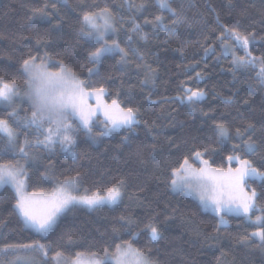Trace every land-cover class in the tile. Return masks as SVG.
Masks as SVG:
<instances>
[{
	"label": "trees",
	"instance_id": "1",
	"mask_svg": "<svg viewBox=\"0 0 264 264\" xmlns=\"http://www.w3.org/2000/svg\"><path fill=\"white\" fill-rule=\"evenodd\" d=\"M144 4L143 10L135 6ZM176 13L159 7L158 0H0V80L23 89L25 60L35 57L52 71L65 68L95 90L103 87L106 99L132 108L137 123L131 129L96 144L79 132L74 155L43 147L18 148L25 139L35 143L37 133L14 127L19 133L17 154H4L0 139V164L23 166L28 192H52L65 178L76 180L79 195L106 194L122 182L120 202L95 209L73 207L47 234L25 227L13 211L15 193L0 191V262L34 250L41 264H55L57 253L65 260L80 256L104 258L116 245L131 244L153 264H264V244L253 238L256 227L243 217H229L221 226L218 217L202 209L184 192L171 190L173 172L184 160L198 165L195 153L213 168L237 166L238 156L264 172V84L258 79L261 65L238 69L224 52L220 33L224 26L254 39L250 51L264 58V0H168ZM109 11L116 21L118 41L127 54L108 56L99 64L89 54L100 44L85 38L83 17ZM160 16L162 22H157ZM140 26L133 31V25ZM84 28V31L81 29ZM131 37V41L129 40ZM143 37V38H142ZM224 44L235 47L225 39ZM243 56L242 49H235ZM89 69H93L89 73ZM185 88L201 90L203 99L182 102ZM12 112L0 106V118ZM14 119L30 117L24 106ZM229 130L219 137L216 125ZM251 124L253 127L244 130ZM254 142L251 151L241 145L236 130ZM42 139V137H41ZM259 194L257 215L264 216V181L249 180ZM158 228L153 240L146 226ZM8 249L5 252V249Z\"/></svg>",
	"mask_w": 264,
	"mask_h": 264
},
{
	"label": "snow or ice",
	"instance_id": "2",
	"mask_svg": "<svg viewBox=\"0 0 264 264\" xmlns=\"http://www.w3.org/2000/svg\"><path fill=\"white\" fill-rule=\"evenodd\" d=\"M159 7L176 15L171 9L168 0H158ZM135 6L138 11L143 10L144 4L141 2ZM97 19H103V24L98 25ZM157 22H162L160 16L156 17ZM83 25L89 28L85 32V38L90 41L100 42V47L89 54V61L99 64L104 58L116 54L121 55V59L127 55L117 41L111 44L105 40V36L115 29L106 16L94 17L86 14L83 17ZM138 24L133 25V31H139ZM84 31V28L81 29ZM143 38V37H142ZM225 39L234 42L235 48L224 44ZM131 41V37H129ZM220 40L224 51L230 52L233 59L234 68L247 69L261 65L258 72V79L264 84V58L257 57L250 51V45L255 43L254 39L248 36H242L235 30H229L224 26V31L220 33ZM235 49H242L243 56H237ZM36 58L25 60L23 72L29 85L28 98L31 101V115L25 120L14 119L18 113L14 110L8 113L7 118H0V139L5 141L4 154H17V141L19 133L15 131L12 124L25 131L34 129L37 133L35 143L25 139L23 146L18 148L21 157L26 158L28 152L26 149L32 147H43L46 150L53 151L56 145L60 150L72 154V148L76 143L74 133L77 127L90 134L94 125V118L97 113L104 116V130L100 132L101 136L110 134L114 130L127 128L131 129L132 125L137 123L136 113L132 108L121 107L118 100L113 99L111 104L105 102L104 97L108 94L103 87L89 91L84 81L70 71L64 64H59L60 71H48L47 64L42 60L39 64L35 62ZM93 69H89L91 73ZM185 95L181 98L182 102L195 104L203 99L205 93L201 90L192 88L184 89ZM15 83H6L0 80V103L11 106L18 96ZM94 99L95 105L89 104L88 101ZM12 121V124L9 123ZM74 124L77 127H74ZM253 126L251 124L244 130L247 132ZM216 131L219 137L227 139L229 130L223 125H216ZM237 138L241 139V145H235L236 148H242L246 151L254 149V142L251 137L247 141L243 140L244 132L236 130ZM42 137V139H41ZM195 159L199 160L203 167L199 169L188 168V160L185 159L180 169L173 172V176L188 172V176H181L180 182L172 180L174 190H181L184 187H191L195 183L200 192V200L205 207L211 206L213 210L220 215L224 212L241 215L251 221L258 227V230L252 233L257 237L261 244H264V216H256L252 220L251 214L257 210L256 201L259 194L255 189H248L249 180L259 179L264 181V172L254 168L248 160H242L238 156H229L228 160L238 161L239 166L235 169L211 168L207 160L201 158V153H195ZM26 172L23 166L0 164V187L10 186L15 193V204L13 211L21 218L25 227L41 235L50 232L57 223L59 217L77 205L95 208L102 204H117L122 196V182L116 181L112 187L107 190L106 196H81L77 197L71 194V190L76 184L72 177L64 179L63 183L57 187L51 195L44 193L25 191ZM220 223H226L223 216L220 217ZM153 240L158 238V228L149 223L146 226ZM30 250H39L47 255L44 251V245L24 246ZM5 252L8 251L6 248ZM60 254L57 253V259ZM73 264H151L148 258L139 250L134 249L131 244L121 246L116 245L115 253L109 256L105 250L104 259L98 258H81L80 254Z\"/></svg>",
	"mask_w": 264,
	"mask_h": 264
},
{
	"label": "rangeland",
	"instance_id": "3",
	"mask_svg": "<svg viewBox=\"0 0 264 264\" xmlns=\"http://www.w3.org/2000/svg\"><path fill=\"white\" fill-rule=\"evenodd\" d=\"M91 16H94V17H101V16H106L108 19H109V22H110V24L112 25V27L115 29V31L114 32H110L108 35H106L105 36V40H107V42L109 43V44H111L114 40L115 41H117L118 43H119V41H118V29H117V26H116V21H115V19H114V17L111 15V13L109 12V11H106V10H103V11H100V12H97V13H95V14H92ZM96 23L98 24V25H102L103 24V19H97L96 20ZM87 31H89V28L88 27H86V30H85V32H87ZM84 32V33H85ZM99 44H100V42H98ZM120 45V44H119ZM100 47V46H99ZM121 47V46H120ZM233 48H235V47H233ZM236 51V50H235ZM225 53H228V54H231L230 52H226V51H224ZM236 55L238 56V53H237V51H236ZM37 64H39L38 62H36ZM48 71H50V72H55V71H52V70H50L49 68H48ZM80 79V78H79ZM81 80V79H80ZM16 90H17V92H18V96L15 98V101H14V103L11 105V106H8V105H5V104H2V103H0V106H8L10 109H12V111H16V112H18V110H20V109H22L24 106H26V109H28V110H30V112H31V101L29 100V98H28V93H29V85H28V82H27V78H26V85H25V87L23 88V89H19V88H17L16 87ZM89 91H92V90H90V89H88ZM104 100H105V102L106 103H108V104H111V102L110 101H108L107 99H106V96L104 97ZM88 103L89 104H92L93 106L95 105V100L94 99H91V100H89L88 101ZM94 125H93V129H92V132L90 133V134H88V133H86L83 129H80V128H78L77 127V125L76 124H74V127H77V130H76V132L74 133V135H75V139H76V143H77V140H78V134H79V132H81V131H83L84 133H85V135H86V137L88 138V139H90L92 142H94V143H96V144H99V143H101L104 139H106V138H109V137H113L115 134H117L118 132H121V131H124V130H126L127 128H122V129H118V130H114V131H112L110 134H108V135H105V136H101L100 135V132L101 131H103L104 130V116H103V114L102 113H97V115H96V117L94 118ZM76 143H75V145H76ZM74 145V146H75ZM59 146V145H58ZM60 147V146H59ZM64 153H66V152H64ZM66 154H68V153H66ZM68 155H70V154H68ZM71 155H74V151H73V148H72V154ZM240 158V157H239ZM241 159V158H240ZM195 161L197 162V164L198 165H194V164H190L189 162H188V168H190V169H199V168H201V167H203V165L200 163V161L199 160H197V159H195ZM230 162V161H229ZM233 162H235L236 164H237V166H232V165H229V167H227V168H222L224 171H227L229 168H233V169H235L236 167H238L239 166V163H238V161H236V160H233V161H231L230 162V164L231 163H233ZM211 167V166H210ZM211 168H213V167H211ZM180 169V168H179ZM215 169H218V168H215ZM178 170V169H177ZM176 171V170H175ZM189 175V173L188 172H185V173H181L180 175H178V176H173V179H176L178 182H180V180H181V176H188ZM24 180H25V191L26 192H28V190H27V183H26V178L24 177L23 178ZM5 187H9V188H11L10 186H3V187H0V191L3 189V188H5ZM12 189V188H11ZM248 189L249 190H251V187H250V185L248 184ZM13 190V189H12ZM171 190L174 192V193H179V192H184V193H186V194H188L189 196H191L192 198H194L199 204H200V206L202 207V209H204V210H206V211H209V212H211V213H213L216 217H218V219H219V223H220V217H221V215L223 216V218H224V220L226 221V223H220V225L221 226H225V225H228V223H229V217H231V216H236V217H243V216H241V215H236V214H234V213H229V212H224V213H221L220 215H218L214 210H213V208L211 207V206H209V207H205L204 206V204L201 202V200H200V192H199V189L196 187V185H195V183H193V185L191 186V187H184V188H182L181 190H174L173 189V186H172V184H171ZM53 192V191H52ZM52 192H39V193H44L45 195H51L52 194ZM28 193H30V192H28ZM71 194L72 195H74V196H77V197H81V196H93V195H99V196H106L107 195V193L106 194H99V193H95V194H92V195H79V194H77L76 193V190L73 188L72 190H71ZM120 202V201H119ZM118 204V203H117ZM114 205H116V204H114ZM114 205H111V204H102V205H100V206H97V207H101V206H114ZM75 207H81V208H85V209H89V210H91V209H95V208H97V207H95V208H89V207H87V206H83V205H77V206H75ZM73 208V207H72ZM67 212V211H66ZM65 212V213H66ZM65 213H63V214H65ZM62 214V215H63ZM61 215V216H62ZM61 216L59 217V219L61 218ZM256 216H260V215H257V214H255L254 212L251 214V217H252V220H255V218H256ZM243 218H245V217H243ZM58 219V220H59ZM246 219V218H245ZM57 220V221H58ZM249 223H251V221H249L248 219H246ZM252 225H254L253 223H251ZM255 227H256V229H255V231H257L258 230V227L256 226V225H254ZM254 231V232H255ZM253 238L254 239H256L257 241H259V239L257 238V237H254L253 236ZM260 242V241H259ZM261 243V242H260ZM121 246H124V245H121ZM32 247L34 248V246L32 245ZM134 248V247H133ZM24 249V253L22 254V255H19V256H17V257H15V258H13L12 260H10V261H8V262H0V264H41V258L40 257H38L37 255H36V253H35V251L34 250H30V249H27V248H23ZM135 249V248H134ZM44 255V254H43ZM109 256H113V254H111V255H109ZM44 257H46V255H44ZM93 257H95V258H98V259H101V260H103L104 258H99V257H97V256H82L81 258H84V259H88V258H93ZM60 258V257H59ZM58 258V259H59ZM58 259H56L55 261H58ZM64 259V258H63ZM68 261H70V260H68ZM73 262L75 261V259L74 260H72ZM69 262V263H71V264H73V262ZM151 262V261H150ZM151 264H153V263H151Z\"/></svg>",
	"mask_w": 264,
	"mask_h": 264
},
{
	"label": "crops",
	"instance_id": "4",
	"mask_svg": "<svg viewBox=\"0 0 264 264\" xmlns=\"http://www.w3.org/2000/svg\"><path fill=\"white\" fill-rule=\"evenodd\" d=\"M69 262H71V261L65 260L63 258H59L58 261H55V264H71Z\"/></svg>",
	"mask_w": 264,
	"mask_h": 264
}]
</instances>
